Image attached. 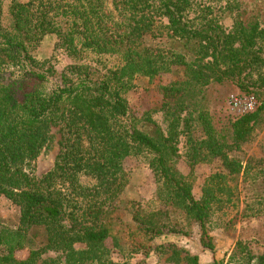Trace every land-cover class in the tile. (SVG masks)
Here are the masks:
<instances>
[{
  "label": "rangeland",
  "instance_id": "374dc122",
  "mask_svg": "<svg viewBox=\"0 0 264 264\" xmlns=\"http://www.w3.org/2000/svg\"><path fill=\"white\" fill-rule=\"evenodd\" d=\"M20 1L25 3L29 0ZM46 1L50 2L52 8L62 5L69 8L77 2L84 7L93 27H99L101 33L113 37L110 39L118 38L124 26L117 0H95L96 13L89 9L87 0H33V10ZM188 2L184 21L191 29L208 26L222 36L252 22L257 29H263V36L256 40L255 45L259 60L237 75H227L218 80L202 68L195 75L199 76L196 83L199 84L203 79L204 91L194 99L203 113L201 119L190 109L172 116L165 105V88L173 81L190 80L194 76L189 74L180 60L174 59L182 47L169 37L165 28L166 20L160 18L161 27L157 32L152 30L145 34L142 41L149 53L158 50L166 54L167 58L156 63L158 72L151 82L135 76L123 96L125 117L109 120V123L112 130L124 140H127L126 132L131 128L150 132L152 127L159 130L164 138L175 135L176 168L180 174L193 178L194 198H200L201 188L214 194L211 218L207 225L208 239L200 238L197 225L191 219L185 220L179 208H167L168 226L179 232L162 234V238L147 251L133 249L128 244L121 220L126 217L125 210L129 203L144 204L160 185L152 155L130 144V156L106 165L100 159V146L84 129L71 130L68 135V130L62 124L51 125L46 142L34 160L22 164L20 169L37 184L41 192L50 193L61 203L64 216L60 224L65 228L76 226L90 229L101 214L114 216L109 221L114 234L102 241L96 251L89 255H99L100 260H89V257L84 264H190L191 256H195L199 264L210 263L212 258L225 263L229 254L236 261L244 260L247 255L264 259V210L260 202L252 197L263 191L264 185L259 183L257 177L250 183L256 172L264 175V0ZM7 4V0H0V36L8 24ZM106 36L100 34L102 38ZM203 45L200 43L195 46L194 51L198 52L197 59L192 60L195 65L210 61L207 55L209 50H199ZM29 55L34 60L32 70L43 74L45 82L40 84L36 79L20 76L19 64H24L22 57L13 51H0V61L8 65V72L4 76L13 72L20 78L21 90L14 87L17 97H21V92L41 89V86L48 90L77 76L91 79L110 76L120 64L114 54L66 49L54 34L44 35L36 41ZM28 65L26 62L25 66ZM188 65L195 69L192 64ZM229 94L253 95L258 102L257 108L250 114L251 120L246 123V135L238 140L233 139L230 124L243 115L229 112L225 104ZM208 137H211L208 144L213 146L214 152L208 149ZM61 158L68 159L67 171L64 175L50 178L51 171L61 164ZM74 160L80 164L72 165ZM85 164L91 168L79 169L78 166ZM117 214H120V218H115ZM19 216V206L0 196L1 222L9 228H15ZM41 228L39 226L28 231V236L35 233L34 242L42 239L41 232L35 231ZM74 246L84 247L82 244ZM25 256L24 250L15 253L19 259ZM49 260L63 264L64 253L57 249H45L34 260V264Z\"/></svg>",
  "mask_w": 264,
  "mask_h": 264
},
{
  "label": "trees",
  "instance_id": "16d2710c",
  "mask_svg": "<svg viewBox=\"0 0 264 264\" xmlns=\"http://www.w3.org/2000/svg\"><path fill=\"white\" fill-rule=\"evenodd\" d=\"M7 1L8 24L0 36V51H13L22 57L24 64H19L20 76L36 79L40 84L46 81L43 74L32 70L34 60L30 57L29 50L47 34L57 36L66 49L77 51L78 48V51L114 54L120 64L110 76L100 79L77 76L48 90L41 86V89L21 92V97H17L14 87L21 90L20 78L13 72L5 77L8 65L0 61V196L20 208L17 227L9 228L0 219V264H34V260L45 249L61 250L64 253L63 264H84L89 257V260H100L99 255H89L96 251L102 241L114 234L109 223L114 216L109 213L101 214L90 229L62 226L60 219L64 214L61 203L50 193L41 192L37 184L21 171L20 166L34 160L46 142L49 127L58 124L68 130V135L71 130L84 129L95 140L96 145L100 146V159L106 165L130 156V144L141 147L152 155L160 185L144 204L129 203L125 210L126 217L121 220L128 244L133 249L147 251L155 241L162 238V234L179 232L168 226L167 208H179L185 220L191 219L197 225L200 238L208 239L207 225L211 218L214 194L201 188L200 198H194L193 178L180 174L176 168L175 135L170 134L164 138L159 130L152 127L150 132L131 128L126 132L127 140H124L112 130L109 120L125 117L123 96L135 76L151 82L158 72L156 63L167 58L166 54L158 50L149 53L142 41L145 34L152 30L157 32L161 27L160 18L166 20L165 28L169 37L182 47V51L174 59L180 60L189 74L194 76L190 80L178 79L168 84L165 88L167 111L174 116L190 109L197 114L198 119H201L203 113L194 99L203 93L204 82L201 78L200 83H196L199 76L195 74L204 68L218 80L250 68L259 60L255 45L256 40L263 36V29H257L252 22L222 36L208 26L198 29L186 26L184 13L189 7L188 0H117L124 26L118 38L110 39L113 37L106 36L105 32L101 33L99 27H93L84 7L77 2L69 8L67 5H54L52 8L50 2L46 1L33 10V0L25 3L20 0ZM87 3L89 9L96 13L95 0H87ZM100 34L109 39L100 37ZM104 39L106 41L102 42ZM200 43L205 46L199 47V50H209L207 55L210 61L195 65L192 60L197 59L198 52L194 49ZM186 59L189 61L185 62ZM26 62L28 66H25ZM188 64H192L195 69ZM251 113L243 114L230 124L234 140L246 135V123L251 120ZM209 142L211 137H208L207 145L214 152ZM60 163L51 171L50 178L65 174L68 159L61 158ZM74 164L78 165L80 162L74 160L72 165ZM78 167L91 168L89 164ZM262 176L264 175L256 172L250 183L257 177L259 183L264 185ZM252 197L260 202L264 210V190ZM119 215L115 218H120ZM39 226L42 228L35 231L41 232L42 239L34 242L35 233L28 236V231ZM75 244H82L84 247L76 248ZM23 250L26 251V256L16 258L15 253ZM43 264L60 263L49 260ZM190 264H199L195 256H191ZM207 264H264V259L247 255L244 260L236 261L229 254L225 263L212 258Z\"/></svg>",
  "mask_w": 264,
  "mask_h": 264
},
{
  "label": "built area",
  "instance_id": "2783aa9c",
  "mask_svg": "<svg viewBox=\"0 0 264 264\" xmlns=\"http://www.w3.org/2000/svg\"><path fill=\"white\" fill-rule=\"evenodd\" d=\"M226 107L232 114L243 115L253 112L258 102L252 95L229 94L225 99Z\"/></svg>",
  "mask_w": 264,
  "mask_h": 264
}]
</instances>
